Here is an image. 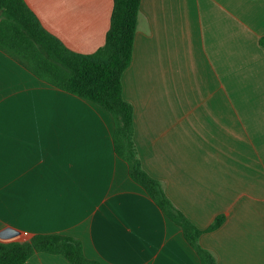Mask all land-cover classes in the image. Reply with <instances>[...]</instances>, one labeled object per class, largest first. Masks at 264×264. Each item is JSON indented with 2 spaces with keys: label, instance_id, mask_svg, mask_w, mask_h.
Returning <instances> with one entry per match:
<instances>
[{
  "label": "crops",
  "instance_id": "obj_1",
  "mask_svg": "<svg viewBox=\"0 0 264 264\" xmlns=\"http://www.w3.org/2000/svg\"><path fill=\"white\" fill-rule=\"evenodd\" d=\"M69 50L102 47L113 0H24ZM123 99L143 170L216 264H264V0H141ZM99 106L0 51V242L78 239L102 264H200L128 175ZM25 264H69L35 254Z\"/></svg>",
  "mask_w": 264,
  "mask_h": 264
},
{
  "label": "trees",
  "instance_id": "obj_2",
  "mask_svg": "<svg viewBox=\"0 0 264 264\" xmlns=\"http://www.w3.org/2000/svg\"><path fill=\"white\" fill-rule=\"evenodd\" d=\"M140 3L113 0L104 45L94 53L79 54L46 31L24 0H0V51L39 81L107 112L114 125L113 150L126 163L130 179L180 228L200 264H216L199 238L218 229L224 216L206 229L194 226L175 208L160 182L143 170L133 142V108L123 99L121 78L131 62ZM39 253L61 256L69 264H102L85 257L81 242L70 236L38 234L22 242H0V264H25Z\"/></svg>",
  "mask_w": 264,
  "mask_h": 264
}]
</instances>
